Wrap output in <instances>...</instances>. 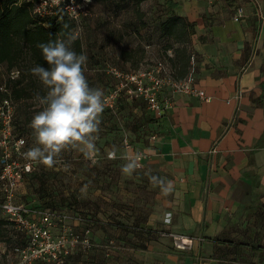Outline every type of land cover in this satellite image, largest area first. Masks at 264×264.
<instances>
[{"label":"crops","instance_id":"crops-1","mask_svg":"<svg viewBox=\"0 0 264 264\" xmlns=\"http://www.w3.org/2000/svg\"><path fill=\"white\" fill-rule=\"evenodd\" d=\"M169 2L192 34L160 46L138 69L164 60L175 78L193 75L208 100L166 89L160 116L136 102L146 114L135 111L142 127L134 146L152 153L142 171L154 192L146 204L154 210L139 224L193 240L190 250L170 253L167 238H150L146 252L160 264H264V0ZM239 6L244 16L235 22ZM141 131L151 135L143 140ZM149 169L174 190L161 194Z\"/></svg>","mask_w":264,"mask_h":264},{"label":"rangeland","instance_id":"rangeland-1","mask_svg":"<svg viewBox=\"0 0 264 264\" xmlns=\"http://www.w3.org/2000/svg\"><path fill=\"white\" fill-rule=\"evenodd\" d=\"M167 1H87L90 15L82 18L74 33L81 42L82 52L88 57L85 75L91 87L102 88L105 93L112 88L114 79L108 71L110 67L131 71L152 62L151 58L160 46L166 44L161 37L160 23L169 12ZM38 108L34 102L32 107L23 108L19 113L15 109L14 132L17 136L22 134L27 141V149L35 143L29 123ZM135 111L144 115L146 106L124 102L112 111L103 112L96 141L98 151L93 159L86 158L78 148H68L52 167L34 162L41 186L34 179L29 186L22 185L18 189L16 200L19 203L35 207L41 199L51 198L55 203L51 205L48 202L51 206L47 208L65 209L71 216L85 218L83 226L91 228L94 243L87 251H97L96 257L92 260L83 251L75 254L66 264H113V261L116 264H160L159 261L154 262L146 252V244L155 237L167 238L170 253L190 250H180L175 246L173 235L184 234L139 224L154 210L146 207L149 201L154 200V192L152 189L146 190L150 187L144 181L143 169H138L131 177L122 175L120 171L121 165L125 163L123 157L132 153L124 145L125 138L129 139L134 151H145L143 147L134 146L135 132L142 127ZM141 132L143 140L151 135L150 131ZM113 145L118 150L116 159L108 157ZM149 154L152 156V153ZM85 185L86 194L81 192ZM4 216L0 209V242H6L7 248L6 251H0V264H17L19 255L13 248L8 249L7 245L14 243L19 234L5 221ZM74 223L72 219L70 224ZM136 243L139 245L136 246Z\"/></svg>","mask_w":264,"mask_h":264},{"label":"built area","instance_id":"built-area-1","mask_svg":"<svg viewBox=\"0 0 264 264\" xmlns=\"http://www.w3.org/2000/svg\"><path fill=\"white\" fill-rule=\"evenodd\" d=\"M87 1L39 0L34 11L40 17L63 11L79 24L82 18L90 15ZM243 16L244 8L239 6L234 12L233 21L239 22ZM260 17L264 20L261 12ZM108 71L114 79V85L105 93L104 109L114 110L117 103L126 98L130 102L141 100L149 110L160 116L170 104L169 98H161L166 89L170 93L187 94L208 100L205 91L196 85L193 75L175 78L164 61L156 62L150 68L126 71L113 66ZM16 75L17 72L12 73V76ZM13 117L14 105L6 98L0 102V209L15 229L27 238L24 246L14 249L19 255L17 264H35L41 261L66 264L67 258L75 251H87L94 246L92 230L89 226H83L85 218L82 216H71L68 212L40 211L17 202L18 189L23 185L24 174L31 170L32 162L21 155L25 151L26 140L23 136L15 134ZM154 139L152 136V140ZM124 145L130 153L132 151L127 156L135 152L142 153L143 159L140 163L144 168L151 155L145 151H134L128 138L124 139ZM72 219L75 220L73 225L70 224ZM55 230L58 231L57 234L54 233ZM173 239L175 246L180 250H187L192 246L193 240L187 236L173 235ZM0 251H4V245L1 243Z\"/></svg>","mask_w":264,"mask_h":264},{"label":"clouds","instance_id":"clouds-1","mask_svg":"<svg viewBox=\"0 0 264 264\" xmlns=\"http://www.w3.org/2000/svg\"><path fill=\"white\" fill-rule=\"evenodd\" d=\"M77 38L71 33L65 39L57 36L54 41L37 45L44 64H36L29 72L42 85L45 94H37L34 98L39 108L32 115L29 127L35 143L21 153L28 161L52 167L68 148H78L89 159H93L98 151L96 141L105 108V92L89 85L85 75L88 57L83 52L78 54L72 47ZM117 151L113 145L108 157L116 159ZM123 159L125 163L120 171L124 176L131 177L143 168L140 152ZM145 175L161 194L168 195L174 190L173 181L152 175L150 169ZM86 190L87 185L81 192L86 194Z\"/></svg>","mask_w":264,"mask_h":264},{"label":"trees","instance_id":"trees-1","mask_svg":"<svg viewBox=\"0 0 264 264\" xmlns=\"http://www.w3.org/2000/svg\"><path fill=\"white\" fill-rule=\"evenodd\" d=\"M38 1L39 0H0V102L7 98L14 105V131L16 130L15 109L19 110V113L23 108H30L34 102L36 103L34 98L37 94H45L42 85L29 72V69L36 64H44L41 51L37 45L39 43L54 41L57 36L61 39H65L68 34L74 33V29L78 24L70 19L63 11H56L51 15L40 17L34 11L35 4ZM170 2L167 4L169 10L167 18L160 23L161 37H166L167 41H169L168 43L166 42L162 48L165 47L167 50L173 48L174 43L170 41L171 39L176 42H188V38L193 30V25L185 18L178 16L175 13V7L171 5ZM83 19H81L80 22ZM72 47L78 54L82 52L81 42L78 39L72 44ZM13 72H17V75L12 76ZM124 102L132 105L137 101L130 102L126 98H123L117 103V106ZM105 111L112 110L104 109V112ZM19 136H22V134H19ZM27 146L28 144L26 141L25 150ZM35 170L36 166L34 162H32L31 170L24 174L23 186H29L30 182L34 179L38 180ZM39 186H41V182ZM1 196L0 191V199ZM48 202L51 205L55 203L53 199L46 198L41 199L38 206L29 207L40 211H66L65 209L54 207L47 208L51 206ZM4 219L14 227L13 223L6 216H4ZM16 231L19 236L14 243L7 245L8 249L13 248L14 250L18 246H24L27 242L26 236L18 230ZM0 243L4 245V250L6 251V242ZM80 252L83 251H75L67 258V261ZM84 253L90 255L93 260V258L96 257L97 251H86ZM39 263L50 264L42 261Z\"/></svg>","mask_w":264,"mask_h":264}]
</instances>
